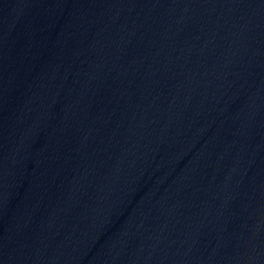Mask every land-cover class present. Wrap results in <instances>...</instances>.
<instances>
[{
  "label": "water",
  "instance_id": "obj_1",
  "mask_svg": "<svg viewBox=\"0 0 264 264\" xmlns=\"http://www.w3.org/2000/svg\"><path fill=\"white\" fill-rule=\"evenodd\" d=\"M0 264H264V0H0Z\"/></svg>",
  "mask_w": 264,
  "mask_h": 264
}]
</instances>
